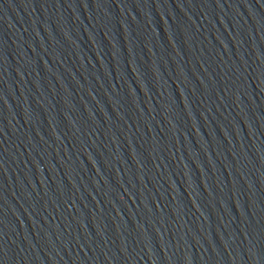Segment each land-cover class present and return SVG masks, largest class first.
I'll return each instance as SVG.
<instances>
[{
	"label": "water",
	"instance_id": "1",
	"mask_svg": "<svg viewBox=\"0 0 264 264\" xmlns=\"http://www.w3.org/2000/svg\"><path fill=\"white\" fill-rule=\"evenodd\" d=\"M0 264H264V0H0Z\"/></svg>",
	"mask_w": 264,
	"mask_h": 264
}]
</instances>
